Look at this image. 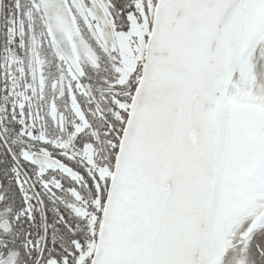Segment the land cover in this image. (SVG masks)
I'll return each mask as SVG.
<instances>
[{
  "label": "snow or ice",
  "instance_id": "obj_1",
  "mask_svg": "<svg viewBox=\"0 0 264 264\" xmlns=\"http://www.w3.org/2000/svg\"><path fill=\"white\" fill-rule=\"evenodd\" d=\"M0 264H264V0H0Z\"/></svg>",
  "mask_w": 264,
  "mask_h": 264
}]
</instances>
